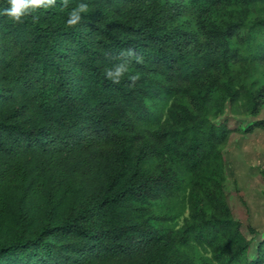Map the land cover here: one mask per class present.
<instances>
[{
    "label": "trees",
    "instance_id": "1",
    "mask_svg": "<svg viewBox=\"0 0 264 264\" xmlns=\"http://www.w3.org/2000/svg\"><path fill=\"white\" fill-rule=\"evenodd\" d=\"M80 2L0 15V264H264L225 156L264 131L239 118L264 109V0H86L68 26Z\"/></svg>",
    "mask_w": 264,
    "mask_h": 264
},
{
    "label": "rangeland",
    "instance_id": "2",
    "mask_svg": "<svg viewBox=\"0 0 264 264\" xmlns=\"http://www.w3.org/2000/svg\"><path fill=\"white\" fill-rule=\"evenodd\" d=\"M243 125L255 119H264V109L256 116L239 117ZM228 178L235 181L244 194L248 220L258 231L256 240L264 234V186L260 181V171H264V131L238 134L225 149ZM230 185V184H229ZM256 241L251 245L254 252Z\"/></svg>",
    "mask_w": 264,
    "mask_h": 264
},
{
    "label": "clouds",
    "instance_id": "3",
    "mask_svg": "<svg viewBox=\"0 0 264 264\" xmlns=\"http://www.w3.org/2000/svg\"><path fill=\"white\" fill-rule=\"evenodd\" d=\"M57 0H7L6 6L0 7V15L11 18L15 22H21L26 17H31L34 21L39 19L40 10L52 9L55 7ZM66 6V5H65ZM90 13V5L86 0H81L75 7L68 11L65 23L68 26H76L82 22L83 16ZM128 58V59H125ZM129 58L139 62L142 57L129 48L127 51L120 53L117 57L119 63L113 65L107 70L106 77L113 83H120L121 78L128 71ZM135 81L136 77H131Z\"/></svg>",
    "mask_w": 264,
    "mask_h": 264
}]
</instances>
